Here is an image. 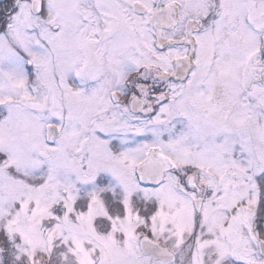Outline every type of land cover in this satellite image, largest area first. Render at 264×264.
<instances>
[{"label": "snow or ice", "instance_id": "obj_1", "mask_svg": "<svg viewBox=\"0 0 264 264\" xmlns=\"http://www.w3.org/2000/svg\"><path fill=\"white\" fill-rule=\"evenodd\" d=\"M0 264H264V0H0Z\"/></svg>", "mask_w": 264, "mask_h": 264}]
</instances>
